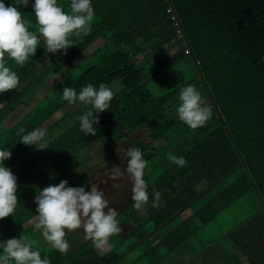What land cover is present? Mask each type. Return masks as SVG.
Instances as JSON below:
<instances>
[{"label":"trees","instance_id":"16d2710c","mask_svg":"<svg viewBox=\"0 0 264 264\" xmlns=\"http://www.w3.org/2000/svg\"><path fill=\"white\" fill-rule=\"evenodd\" d=\"M3 2L18 7L32 25L29 31H36L34 0L27 7L18 0ZM57 2L70 11V0ZM92 6L95 18L90 34L71 36L75 45L66 51L48 53L38 35L35 55L22 66L6 56V66L17 73L20 83L17 89L0 94V125L21 106L28 107L46 79L86 55L80 63L83 70L67 73L55 86L52 99L45 95L24 115L18 112L0 133V150L12 153L4 166L17 177L19 200L14 215L0 220V241L29 233V221L37 215V205L30 200L39 189L67 180L72 173L89 190L94 169L81 176L79 171L92 159L86 153L90 146L103 142L110 150L126 140L141 149L149 173L146 210H133L131 200L117 215L121 228L129 225L126 240L132 242L121 249L118 244L123 241L117 240L98 255L89 241L75 251L69 249L67 255L41 252L42 258L50 264H119L125 253L152 238L159 226L224 181L225 186L210 194L201 207L203 213H195L170 234H175L178 244L170 246L167 236L154 247L150 242L145 247L169 254L221 211L251 195L258 209L228 237L235 246L234 264H264V0H92ZM114 82L121 88L93 125L96 135L86 136L76 119L86 108L62 100L63 87L79 92L89 83L98 88L100 83ZM190 84L212 110V118L196 130L176 114L180 90ZM36 128L46 131L44 150L20 143L23 134ZM134 133L148 141L132 138ZM107 135L114 140L106 143ZM169 152L183 156L187 165L171 163ZM77 157L82 162L75 163ZM68 164L72 167L63 170ZM202 182L207 185L199 191ZM153 189L162 193L155 208ZM122 231L116 237L121 238Z\"/></svg>","mask_w":264,"mask_h":264},{"label":"clouds","instance_id":"9594fccd","mask_svg":"<svg viewBox=\"0 0 264 264\" xmlns=\"http://www.w3.org/2000/svg\"><path fill=\"white\" fill-rule=\"evenodd\" d=\"M19 5L28 6L29 0H18ZM35 15L36 31H29L31 23L22 18L18 7L6 6L0 0V94L17 89L19 77L7 65V59L17 65H23L34 56L39 43L38 35L43 37L45 50L57 53L75 45L71 36L82 38L91 32L95 18L92 0H70V11H65L57 0H34L32 4ZM118 82L112 85L100 83L94 87L89 83L77 92L72 87H63L62 100L69 105L80 104L86 111L76 117L80 131L86 136H95L94 124L99 123L100 113L110 108L111 101L119 89ZM116 89V91H114ZM178 119L192 130L205 126L212 118L211 107L202 98L194 85L181 88L179 106L176 108ZM23 133L24 130L21 129ZM46 131L36 128L23 134L20 143L26 146H36L37 150L47 147ZM12 153L0 150V220L13 216L19 203L17 177L4 166V161L11 158ZM167 159L179 167H185L187 160L177 157L171 152ZM126 167L113 166L108 170L109 180L123 177L131 182V199L133 210L143 213L149 203L148 183L144 179L148 161L143 158L139 148H128ZM118 187V185H114ZM154 202L152 207H158L162 193L153 189ZM37 214L29 223L34 230L39 231L51 250L67 255L70 244L66 239V231L83 229L85 240L106 252L112 248L110 238L122 231L117 219V211L109 207V201L104 193L91 185V190L84 187H70L67 180H61L57 185H49L37 191L34 197ZM0 264H50L49 259L42 258L39 250H34V242L26 236L0 241Z\"/></svg>","mask_w":264,"mask_h":264},{"label":"rangeland","instance_id":"374dc122","mask_svg":"<svg viewBox=\"0 0 264 264\" xmlns=\"http://www.w3.org/2000/svg\"><path fill=\"white\" fill-rule=\"evenodd\" d=\"M96 47V46H95ZM85 54L80 56L78 59H76L73 63H71L66 70H63L59 75L54 77H49L45 80V84L39 89L37 94L32 98V101L28 105V107L23 108L22 106L16 110L15 113H13L8 119L6 120L5 125H3L4 128L8 127L10 125V122L13 121V118L15 120V114L18 112H21V116L24 115L30 108H33L39 101L45 96L48 95V98L52 99L55 96L54 88L55 86L67 75V73H80L83 68L81 66V61L85 58ZM112 85V84H111ZM116 87L118 89L121 88L120 84L117 83ZM116 91V89H114ZM118 91H116L117 93ZM131 137H139L143 141L147 142L148 139L144 135H139L137 133H134L131 135ZM114 140L113 135H107L104 138V141L106 143H110ZM131 146L126 142V140H120L119 142L112 145L110 150H106L103 142H100L99 144H93L89 147V150L86 151V153L92 157L88 161V163L81 168V171H79L80 176L83 174L82 172L87 171L88 168H93L94 171L92 175H90V180L88 184V188L91 190V185L98 188V190L102 191L104 193L105 199L109 201V207L118 209L119 207H122V204L126 203L128 198H131V182L127 179V177L120 178L118 180H109L108 178V170L110 171L113 166H120L122 169L126 167V161L127 157L125 156V152L128 148ZM85 156H88V155ZM83 155V154H82ZM84 156V155H83ZM82 158V157H81ZM80 157L75 158V163L82 162V159ZM73 163V162H72ZM75 166V165H74ZM72 167L71 164L64 165V169H70ZM69 175V176H68ZM67 176L68 185H72V187H82L80 184V181H76V176L72 175V173H69ZM149 173L146 170L144 177L148 176ZM155 176V175H154ZM72 180V181H71ZM75 180V181H74ZM60 182L54 183V185L59 184ZM114 185H118V187H114ZM225 186V182L222 181L217 187L212 188L209 193L208 197L211 194L216 193V190H221ZM207 197V196H206ZM205 197V198H206ZM208 199V198H207ZM30 203H35L34 198L30 200ZM201 205L200 203L192 205L190 212H184L181 216L177 218V220H173V223H179L183 220V218L180 217H186L191 212H193L195 209L198 208V206ZM258 209V205L255 204V201L253 197L250 195L249 197H244L234 203L233 205L229 206L228 208L224 209L222 212H220L216 218L208 223L206 226H204L199 233L195 235L193 238L194 243H204V242H214L218 241L221 237H223L232 227H234L237 223L242 221L243 219L247 218L248 215L255 212ZM172 224V223H171ZM32 226V225H31ZM32 229L29 231V233L25 234L24 236L28 237L29 240L34 242V247L38 248L40 252L43 253H50L53 250H51L46 242L44 241L43 237L40 235L39 231L34 230L33 226ZM121 237H122V243L118 244L121 249L124 248L125 245H128L132 242V240H125V235L127 234V231L124 228ZM67 232V230H65ZM76 231V230H75ZM74 231V232H75ZM71 232V231H69ZM83 232V231H82ZM167 232V231H166ZM76 234V232H75ZM67 235V234H66ZM77 235V234H76ZM222 241L220 240V243L222 245ZM113 243H117V240H113ZM224 244V241H223ZM201 245V244H200ZM142 254V251L140 249H134L130 251L127 255L124 256L122 261L120 260L119 264H130L137 256H140ZM154 257V256H153ZM153 257L150 258V260L153 259ZM147 258V257H146ZM143 259L145 260L142 264H148L149 259ZM174 261H179L178 258H176ZM177 262H174V264H177ZM136 264V263H135ZM160 264H164L160 263Z\"/></svg>","mask_w":264,"mask_h":264},{"label":"crops","instance_id":"0c3cea01","mask_svg":"<svg viewBox=\"0 0 264 264\" xmlns=\"http://www.w3.org/2000/svg\"><path fill=\"white\" fill-rule=\"evenodd\" d=\"M15 113V112H14ZM9 120V119H6ZM5 122L0 125V133L3 131L4 127L3 125H5ZM139 134V133H137ZM141 135V134H139ZM155 144H158L155 143ZM146 171V169H145ZM73 175V174H72ZM157 175L154 176V178ZM145 179V177H144ZM207 185L206 182H202L201 184H199L197 186V189L200 191L201 189H203L205 186ZM207 196V197H206ZM206 197V198H205ZM208 193H205V195H203L202 197H200L195 203H193L192 205L198 204L200 203L201 205L198 206L197 209H195L193 212H191L188 216L186 217H180L183 218L182 221H180L179 223H175V221L177 220V218L179 216H181L185 211L186 212H190V209L192 207V205H190L189 207L181 210L178 214L174 215L171 219H169L168 221H166L163 225L159 226V228L153 233L152 238H150L148 241L146 242H141L139 243L136 247H134L133 249H131L130 251L134 250V249H140L142 251V254L140 256H137L130 264H142L146 259L150 260L151 257H153L152 260L149 261L148 264H160L163 263L164 264H174V261L176 258H178V262L177 264H234V258L235 255L234 253H236L235 250V246L233 245V241L232 239H230L228 236L229 234L232 232V230L235 228V226L238 224H236L234 227H232L223 237H221L218 241H214V242H204V243H194L193 238L195 236H193L192 238L186 240V241H182L180 242L179 245H177L176 249H174L171 253L166 254L164 251H162L161 249L159 250V248H155L153 249L152 252H149V250H147V247L149 245V242L152 244V247H154L155 245L159 244L160 240L162 238H167V241L170 242V246L171 245H176L177 239L175 238V234L170 235L172 232H174V230H176L177 228H179L184 222H187L188 220L191 219V217L199 212V213H203L201 209V207H203L207 201H208ZM132 199L128 198V200L126 201V203L122 204V207H119L118 209H116L117 213L119 214L120 211L123 209V206L126 205L127 203H129ZM222 212V211H221ZM218 215V214H217ZM216 215V216H217ZM215 216V218H216ZM214 218V219H215ZM213 219V220H214ZM173 220L174 223H173ZM211 220V221H213ZM211 221L203 224L200 228L199 231L206 226L208 223H210ZM172 223V224H171ZM30 224V223H29ZM122 228H124L127 233L129 230V225L127 224H122ZM183 229V227H181ZM83 229H78L76 230V234L74 231L69 232L67 230L66 232V239L70 244V250H77V247L80 244L89 242V240H85L84 238V232H82ZM167 231V232H166ZM199 233V232H198ZM119 236V235H118ZM126 236L125 235V240H126ZM171 236H174V240L171 238ZM123 240L122 237L118 238V237H114L113 239H110V243H113V240ZM220 240L222 241V245L220 243ZM168 242V243H169ZM179 242H177L178 244ZM115 244V243H114ZM147 245V247H145ZM96 253L98 255H103L104 253H102L100 250L96 249L94 247ZM109 251V250H108ZM130 251H128L127 253H125L123 255L122 259L124 258L125 255H127ZM246 262V261H245ZM244 262V264H246Z\"/></svg>","mask_w":264,"mask_h":264},{"label":"water","instance_id":"95a60500","mask_svg":"<svg viewBox=\"0 0 264 264\" xmlns=\"http://www.w3.org/2000/svg\"><path fill=\"white\" fill-rule=\"evenodd\" d=\"M209 98H210V101H211V103L213 104V106H215L210 96H209Z\"/></svg>","mask_w":264,"mask_h":264}]
</instances>
